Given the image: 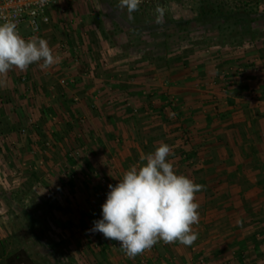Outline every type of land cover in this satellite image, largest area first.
I'll return each instance as SVG.
<instances>
[{
  "label": "crops",
  "instance_id": "obj_1",
  "mask_svg": "<svg viewBox=\"0 0 264 264\" xmlns=\"http://www.w3.org/2000/svg\"><path fill=\"white\" fill-rule=\"evenodd\" d=\"M200 1L142 0L138 9L149 12L151 8L159 15L155 23L163 25L165 18L191 21ZM224 2L231 8L248 5L264 10V0ZM92 4L58 0L50 9L52 27H44L37 37L51 47L62 36L59 44L71 53L67 59L60 52L62 65L55 72L30 65L26 71L13 69L0 77V174L9 170L8 164L13 176L0 177V243L5 246L0 247V255L5 249L10 253V240L27 230V242L44 248L50 259L47 264H68L67 256L73 251L75 260L92 264H141V254L129 258L117 241L90 229L102 219L108 185L115 186L130 166L141 163L142 155L166 143L173 149L168 160L177 174L203 185L196 194L199 222L193 225L198 238L191 246L159 241L145 264H264V141L260 136L264 132V54L252 45L229 43L203 50L188 44L187 51L167 52L162 45L161 50L151 46L149 52L130 40L124 49L117 42L111 46L103 42L101 52H95L88 43H80L100 38L90 12L101 14L111 42L115 32H110L114 27L108 17L113 20L114 9L120 7L119 0H93ZM127 13L124 21L130 19ZM53 21L58 23L54 30ZM258 24L264 27V18L253 21L252 29ZM140 27L142 31L127 30V39L137 32L140 40L149 38L147 24ZM168 32L163 36L173 39L174 28ZM121 34L126 33L123 30L117 36ZM192 35L184 32L188 40ZM76 51L80 52L77 63L73 61ZM236 67L245 68L244 78L236 77ZM255 67L257 74L251 71ZM70 78L75 80L72 89L60 86L57 94L50 86ZM72 95L79 96L77 103L70 100ZM171 98L178 100L173 117L161 112ZM126 103L139 114L133 115ZM42 107L49 113H41ZM45 121L50 124L42 130L39 124ZM22 127L27 128L26 135L19 134ZM40 133L46 135L42 140ZM49 140L52 147L44 151L43 143ZM74 153L78 156L69 157ZM55 171L58 182L53 178ZM46 202L60 210H47L56 219L53 225H45L41 239L35 235L36 224L32 227L27 218L35 220L36 203L45 206ZM20 217L28 222L23 229ZM24 241L19 248L27 250ZM88 248L92 256L85 254ZM27 252L35 260V254ZM53 252L60 260H55Z\"/></svg>",
  "mask_w": 264,
  "mask_h": 264
},
{
  "label": "clouds",
  "instance_id": "obj_2",
  "mask_svg": "<svg viewBox=\"0 0 264 264\" xmlns=\"http://www.w3.org/2000/svg\"><path fill=\"white\" fill-rule=\"evenodd\" d=\"M142 0H120L119 7L129 15L138 10ZM61 62L47 40L25 39L14 22L0 24V77L13 70L26 71L32 64L41 70ZM173 149L160 143L154 152L141 156V163L130 166L113 186L102 207V219L93 222L91 232L115 240L129 258L150 250L159 241L191 246L198 234L193 225L199 222L196 194L203 185L177 174L168 160Z\"/></svg>",
  "mask_w": 264,
  "mask_h": 264
},
{
  "label": "rangeland",
  "instance_id": "obj_3",
  "mask_svg": "<svg viewBox=\"0 0 264 264\" xmlns=\"http://www.w3.org/2000/svg\"><path fill=\"white\" fill-rule=\"evenodd\" d=\"M72 1V0H71ZM86 4H91V5H93L92 4V1L93 0H83ZM119 2H120V0H119ZM119 5V4H118ZM229 8H231L230 6H229ZM105 10L104 11H106L107 13H108V9H106V8H104ZM125 9V8H124ZM124 9H114V16H113V20H111V19H109L110 17H108V21H110L109 23H110V25L112 26V28H113V31H112V29H110V32H115V37H113V40L111 39V42H108L107 40V34L105 35V33L107 32H105V24H104V26H102V23H101V18H102V16H101V14L100 13H96V12H93V10H92V12H90L91 14L93 13V15L90 17V18H94V24L95 25H99V33H100V38L99 39H97L98 41H93V40H87V39H84L83 41H80V43H84V44H86V43H88L90 46H91V48L96 52V51H98V50H100V52H101V50L104 48V46H105V44L103 43V42H105L106 44H109L110 43V46H111V43L113 42V45L117 42V44L119 45V47L120 48H122V49H124V47L123 46H128L129 45V42L130 41H133V42H137L136 43V46H141L140 48H145V47H147V48H149L148 50H149V52H151L152 51V48H151V46L153 47V48H160V50H161V36H163L164 35V31H163V35H162V31L160 30V31H156V32H154L155 34L154 35H149V38H143L142 40H140L139 39V34H138V32L134 35V37L133 38H131V39H127V36L129 35V32L128 31H132V33H133V31H136V28L135 27H137V31L138 30H140V29H142L143 27H140V26H143L144 24H147V27H149V26H151V27H154V26H157L158 25V22H156L155 23V20H157L158 19V16L159 15H157L155 12H153V10L151 9V8H149V12H147L146 10H145V8H144V10H142V9H138L137 11H135V12H133L131 15H129V13H127V15L128 16H130V19L129 18H126L125 19V21L123 20V17L125 16L124 15V12L125 11H127V10H124ZM69 10V9H68ZM68 10L66 11V10H64V12L66 13V14H68V16L69 17H71V16H73L74 17V15L72 14V13H70V12H68ZM139 10H140V12H139ZM118 11V12H117ZM128 12V11H127ZM184 14V13H183ZM180 16H182V15H180ZM162 17L163 18H165L166 16L165 15H162ZM187 16H185V18H186ZM61 20L63 21V18H61ZM62 21H60L59 20V22L60 23H62L63 24V22ZM51 22L52 21H50V28L52 27L51 26ZM57 22H58V20H57ZM260 22H263V21H260ZM53 24H55V26H53V30L58 26L54 21H53ZM93 23H91V21L89 22V25H92ZM130 24V25H129ZM140 25V26H139ZM257 27H256V30H259V31H262L263 29H264V27L262 26L261 27V25H256ZM108 27V26H107ZM20 28V27H19ZM120 28H122L123 30H124V32L126 33L125 35H123V34H121V35H118L117 36V34H120L123 30L122 29H120ZM130 28H132V29H130ZM173 28V27H172ZM185 28V30H180V33H179V35L178 34H176V31L174 30V35L172 36V37H174L173 39H170V40H168L167 41V51H176V50H179V49H182L183 51H187L188 49V47H189V45L188 44H190L191 45V47H195L196 45H197V49H205V48H208V47H214V46H218V45H220V43H223V42H225V41H230L231 39H227L228 38V32H224L223 34H221L220 32H218V30H217V28H214V27H206V26H202V25H196V24H190V25H188V26H186V27H184ZM169 29H171V27L169 28ZM169 29L168 30H166L167 32L169 31ZM19 30V33H20V35L22 36V37H24V38H26L28 35H29V33H30V31L26 28V25H22L21 26V28L20 29H18ZM128 30V31H127ZM189 31V33H192L193 35H192V39H187V38H185V36H184V32L185 31ZM231 31L230 32H233V31H239V32H241V31H245L246 30V27H244V26H242V27H237V26H235V27H232L231 29H230ZM200 31H202V32H204V33H201V34H199L198 32H200ZM169 33V35H171V33L170 32H168ZM226 33V34H225ZM225 34V35H224ZM104 36H106V37H104ZM175 36L176 37H178L179 39H176L175 38ZM62 36H59L55 41V43L51 46V48H52V50H53V53L55 54V55H61L60 54V52H59V50H57V43L59 44V42L58 41H60L59 39L61 38ZM117 37H120L118 40L119 41H117ZM171 36H169L168 38H170ZM187 37V36H186ZM39 38H41V37H39ZM128 40H130V41H128ZM88 41V42H87ZM61 42V41H60ZM230 44L232 43L231 41L229 42ZM212 44V45H211ZM224 44H227V43H224ZM60 45V44H59ZM83 45V44H82ZM121 45V46H120ZM160 46V47H159ZM254 47V49H256L257 50V53L258 54H264V42H256L255 43V45L253 46ZM126 48V47H125ZM140 48H139V50H140ZM106 49H107V47H106ZM89 51V50H88ZM164 51V50H163ZM166 51V52H167ZM182 51V52H183ZM160 51H158L157 53H159ZM157 53H154V54H157ZM148 54V53H147ZM150 54V53H149ZM256 56V55H255ZM61 57V56H60ZM253 58V57H252ZM251 58V59H252ZM250 59V60H251ZM62 62V61H61ZM61 62H60V65L59 64H57V65H54L52 68H50V69H47V70H50L51 71V69H54V72L57 70V66H60L61 67ZM32 66V68L34 69V70H36V69H38L39 68V66L37 65V64H32L31 65ZM234 70V69H233ZM41 74H42V72H41ZM39 75V74H38ZM55 75V74H54ZM38 78L42 81V82H44L43 84L45 85V86H47L48 85V82H46V81H44V79H43V77L40 75V76H38ZM50 83H52L51 81H50ZM50 86H52L53 88H54V92L55 93H59L58 91H59V88H61L60 87V85L57 83V84H50ZM68 88H70V89H72V87H68ZM43 91H46V89L45 88H43ZM42 94H43V92H42ZM41 94V95H42ZM76 97H79L78 95L76 96ZM72 98H74L73 97V95L72 96H70V100L72 101V103H74L73 102V100H72ZM77 103V102H76ZM41 113H44V112H47V113H49V109H47V108H44V107H42L41 108ZM172 114V112L171 111H169V112H167L166 113V115H171ZM47 124L49 125L50 123L49 122H47V121H45L44 123H42V122H40V124H39V128H41L42 130H43V127L44 128H46L47 127ZM39 138H40V140H42V139H44L45 137H46V135L44 134V133H40V135L38 136ZM2 148V147H1ZM7 167H9V170L7 171L6 169H5V171H2V175H4L5 173L8 175V176H12V173H10L9 171L11 170V167L7 164ZM55 173V175L53 176V178H55L56 180H57V182H58V180H59V174L57 173V171H55L54 172ZM2 175L0 174V177L2 178ZM5 176V175H4ZM6 177V176H5ZM13 177V176H12ZM76 176L74 175V178H75ZM51 178H52V175H51ZM53 180V179H52ZM65 181V180H64ZM66 182V181H65ZM68 182V181H67ZM45 188V187H44ZM45 190H46V188H45ZM47 191V190H46ZM40 193V192H39ZM42 194H44V193H42ZM48 196H50L49 194H48ZM43 200H44V198H42ZM48 199H50V198H48ZM44 202V201H43ZM51 203V204H50ZM50 203H48V202H46L45 203V206H42V203H40V204H37L36 203V207H37V210L35 211V219H36V230H37V232H36V236H42V238L41 239H43V237H44V234L42 233V231H43V228H45V225H47V226H50L51 224L53 225V221L56 219V215L54 216L53 214H49L52 210H56V211H59L60 210V208L59 207H57V206H55V204H53L52 202H50ZM47 210H50V212H48ZM73 210V209H72ZM45 212V213H44ZM100 217H102V216H100ZM98 218V217H97ZM96 219V218H95ZM27 221L24 219V218H19V224L21 225V227H22V229L27 225ZM19 234L20 235H24L25 236V241H24V244L23 245H25V248L30 252V254H35L34 256H35V262H37V263H40V264H47V260H50V259H48L47 257H46V255H45V252H44V248H41V247H39V243H34V244H32V242H31V240L29 241L30 243H28L27 242V240H28V238L30 237V235H28V233H26V232H24V231H19ZM73 235V234H72ZM38 236V237H39ZM73 236H75V235H73ZM16 240V241H15ZM75 241H76V239H75ZM13 242V243H12ZM85 242H87V241H85ZM28 243V244H27ZM3 243H0V247L1 248H3V247H5V246H3L2 245ZM10 244H11V250H10V252H12V251H14V250H16V249H18L19 247H20V241L18 240V238H17V236L15 237V239L14 240H10ZM74 244V243H73ZM18 247V248H17ZM35 247V248H34ZM6 249L5 250H3L2 252H5L6 253ZM35 252V253H34ZM92 253H93V251H92V249H90V248H88V249H86V251H85V254L86 255H88V254H90L91 256H92ZM75 254H74V251L73 252H70L69 254H68V256H67V258H68V264H92L91 263V260H79L78 258H77V260H75V256H74ZM74 256V257H73ZM47 258V259H46ZM84 258V257H83ZM46 260V261H45Z\"/></svg>",
  "mask_w": 264,
  "mask_h": 264
},
{
  "label": "trees",
  "instance_id": "obj_4",
  "mask_svg": "<svg viewBox=\"0 0 264 264\" xmlns=\"http://www.w3.org/2000/svg\"><path fill=\"white\" fill-rule=\"evenodd\" d=\"M105 2L106 0H101ZM264 18V10H258L256 8L248 7V5H242L240 7L229 8L225 4L224 0H201L199 2L198 7L195 9L194 17L188 21H172L168 18H165V23L162 25L158 23L157 26L154 27H146L145 31L148 34L154 35L156 31H166L170 27H173L175 31L185 30L184 27L190 25L191 23L206 26V27H214L217 28L218 32L223 34L225 31L228 32V38L231 39L230 41H225L223 43H229L231 46H242L244 44L254 46L256 42H264V32H260L258 30L252 29V22ZM190 21V22H189ZM239 26V27H246V30L243 32H237L236 30L230 32L232 27ZM143 28L141 29V31ZM226 34V33H225ZM224 34V35H225ZM164 37L162 40L161 45L164 52L167 51V41L168 39ZM113 43V42H112ZM245 68H243L244 70ZM238 78H244L243 76L239 75L236 76ZM241 81H237V85H239ZM27 221L29 224L34 227L36 224V219L34 220L32 217H28ZM25 230L24 232H26ZM27 233V232H26ZM17 234L15 235V237ZM22 236V235H21ZM19 241H23L25 236L19 237ZM52 250L53 248H49ZM3 251V250H2ZM53 257L55 260H60L57 255ZM57 257V258H56ZM0 260H3L1 264H40L33 260L32 257L29 256L27 250L23 249L22 247L16 249L10 253L2 252L0 255ZM58 264V263H57Z\"/></svg>",
  "mask_w": 264,
  "mask_h": 264
},
{
  "label": "built area",
  "instance_id": "obj_5",
  "mask_svg": "<svg viewBox=\"0 0 264 264\" xmlns=\"http://www.w3.org/2000/svg\"><path fill=\"white\" fill-rule=\"evenodd\" d=\"M58 0H0V24H3L5 22H14L17 26V30L21 28L22 25H26V28L30 31L29 35L26 38L29 37H37L41 30L48 26L50 24V15L49 11L50 9L56 4ZM20 27V28H19ZM19 32V30H18ZM59 52L66 55L67 59H71V53L68 51L67 47L64 44H60L58 46ZM79 51H76L75 57L73 59L74 62L77 63V61L80 58ZM252 73L257 74L259 73V68L255 67L252 68ZM236 74L243 76L244 70L242 67H236L235 71ZM264 72V69H263ZM75 80L73 78L70 79H62L59 81V85L62 87H69L74 85ZM148 91H143V95H147ZM252 95H254L253 92H251ZM94 97H99V92H96ZM73 102H78V98L74 97L72 98ZM177 105L178 100L175 98H171L167 100L162 109L161 112L167 113L169 111L172 112L171 116L173 117V114L177 111ZM125 107L131 110V113L133 115L139 114L138 110L134 108L130 103H126ZM151 113V112H150ZM19 134L26 135L27 128H20ZM261 138L264 141V132L261 133ZM52 147L51 141H45L43 143L44 151L50 150ZM74 155V156H73ZM77 153L70 154L69 157H77ZM50 188H47V192H51ZM264 230V229H263ZM264 235V232H263ZM258 238H261L263 236H257ZM264 240V237L262 238V241ZM154 250V246L151 247L150 250H146L144 253H142V260L141 264L146 263V259L149 258V256L152 254Z\"/></svg>",
  "mask_w": 264,
  "mask_h": 264
}]
</instances>
